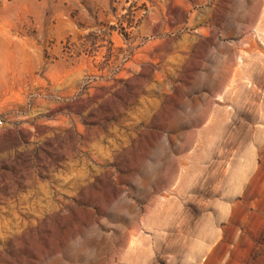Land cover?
<instances>
[{
	"label": "rangeland",
	"instance_id": "obj_1",
	"mask_svg": "<svg viewBox=\"0 0 264 264\" xmlns=\"http://www.w3.org/2000/svg\"><path fill=\"white\" fill-rule=\"evenodd\" d=\"M0 264H264V0H0Z\"/></svg>",
	"mask_w": 264,
	"mask_h": 264
},
{
	"label": "built area",
	"instance_id": "obj_2",
	"mask_svg": "<svg viewBox=\"0 0 264 264\" xmlns=\"http://www.w3.org/2000/svg\"><path fill=\"white\" fill-rule=\"evenodd\" d=\"M1 123H2V121L0 120V131H1Z\"/></svg>",
	"mask_w": 264,
	"mask_h": 264
}]
</instances>
